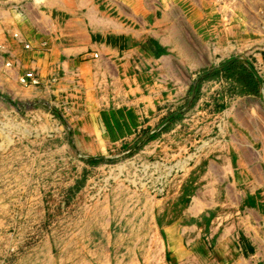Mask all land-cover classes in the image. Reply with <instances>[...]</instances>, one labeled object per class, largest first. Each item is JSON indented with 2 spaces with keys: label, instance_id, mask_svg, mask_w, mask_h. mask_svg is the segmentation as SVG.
Returning <instances> with one entry per match:
<instances>
[{
  "label": "rangeland",
  "instance_id": "1",
  "mask_svg": "<svg viewBox=\"0 0 264 264\" xmlns=\"http://www.w3.org/2000/svg\"><path fill=\"white\" fill-rule=\"evenodd\" d=\"M0 264H264V0H0Z\"/></svg>",
  "mask_w": 264,
  "mask_h": 264
},
{
  "label": "built area",
  "instance_id": "2",
  "mask_svg": "<svg viewBox=\"0 0 264 264\" xmlns=\"http://www.w3.org/2000/svg\"><path fill=\"white\" fill-rule=\"evenodd\" d=\"M25 47L29 49L28 45H25ZM21 76L22 78H20V82L22 84H25V85L31 84V86H34L40 83V78L34 71L27 72Z\"/></svg>",
  "mask_w": 264,
  "mask_h": 264
},
{
  "label": "crops",
  "instance_id": "3",
  "mask_svg": "<svg viewBox=\"0 0 264 264\" xmlns=\"http://www.w3.org/2000/svg\"><path fill=\"white\" fill-rule=\"evenodd\" d=\"M21 34V33H20ZM29 34H26V36H28ZM22 37H23V40H25V37L23 36V35H21ZM29 37H30V35H29ZM23 46V45H22ZM98 57V56H97ZM33 63V64H32ZM31 63V65H36V66H39V67H42L43 68V64L45 65V62H43V61H39V64L35 61V62H32ZM42 64V65H41ZM38 67V68H39ZM42 70H44V69H42ZM39 71H40V69H39ZM41 72V71H40Z\"/></svg>",
  "mask_w": 264,
  "mask_h": 264
},
{
  "label": "bare ground",
  "instance_id": "4",
  "mask_svg": "<svg viewBox=\"0 0 264 264\" xmlns=\"http://www.w3.org/2000/svg\"><path fill=\"white\" fill-rule=\"evenodd\" d=\"M17 34H19V33H15V34H14V35H15V36H14L15 39H18L19 37H21V36H16ZM19 40H20V39H19Z\"/></svg>",
  "mask_w": 264,
  "mask_h": 264
}]
</instances>
